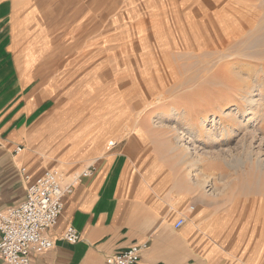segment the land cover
<instances>
[{"label":"rangeland","instance_id":"obj_1","mask_svg":"<svg viewBox=\"0 0 264 264\" xmlns=\"http://www.w3.org/2000/svg\"><path fill=\"white\" fill-rule=\"evenodd\" d=\"M2 1L11 22L0 38L12 44L18 69L30 70V86L56 90L54 131L73 115L105 113L103 125L98 116L74 128L87 135L60 148L62 160L93 157L86 166L94 164L92 140L101 129L103 151L133 130L146 135L153 167L168 168L165 147L184 135L208 160L194 168L183 158L169 168V180L195 182L194 195L211 193L219 206L230 204L235 222L237 215L248 222L252 241L264 231V169L247 155L264 159V0ZM238 111L245 116L233 122ZM229 122L235 131L227 135ZM22 143L29 152H47ZM169 157L180 158L173 151ZM58 165L53 160L46 168Z\"/></svg>","mask_w":264,"mask_h":264},{"label":"crops","instance_id":"obj_2","mask_svg":"<svg viewBox=\"0 0 264 264\" xmlns=\"http://www.w3.org/2000/svg\"><path fill=\"white\" fill-rule=\"evenodd\" d=\"M10 22V6L2 1L0 30ZM11 47L9 40L0 38V210L25 199L28 182L20 171L23 166L37 177L49 161L56 160L62 185L71 175H80L74 191L64 198L58 224L47 231L54 246L32 251L30 264H108L110 255L143 243L147 247L138 264H264V231L255 232L252 241L243 215H237V229L230 204L219 206L216 198L205 200L202 193L194 195L197 189L177 186L180 177L169 180V167L154 168L153 157L148 158L146 151V135L131 130L103 151L106 132L101 129L92 140L97 145L91 153L98 155L94 164L86 166L93 157L82 162L73 159L76 155L62 160L60 148L69 149L87 135L83 128H74L98 116L103 125L105 113L96 115V109H91L92 115L85 117L89 121L82 114L73 115L54 131L56 90L30 86V70L18 69ZM27 141L38 149L47 148L48 153L29 152L22 143ZM18 145L24 150L16 154ZM89 167L92 173L85 175ZM180 218L185 224L176 227ZM70 225L80 233L77 243L63 238ZM0 264H8L1 253Z\"/></svg>","mask_w":264,"mask_h":264},{"label":"built area","instance_id":"obj_3","mask_svg":"<svg viewBox=\"0 0 264 264\" xmlns=\"http://www.w3.org/2000/svg\"><path fill=\"white\" fill-rule=\"evenodd\" d=\"M114 146V142H109ZM24 150L22 145L14 148L16 154ZM93 167L84 174L90 175ZM28 182L25 199L17 206L0 210V253L8 264H30L32 251L49 249L54 241L48 236L49 228L58 224L64 210V198L74 191L80 175H74L65 185L61 182V171L47 168L39 176L32 177L27 167L20 169ZM185 224L180 218L176 227ZM63 238L69 243L80 240L79 231L72 225L68 226ZM147 243L134 244L122 252L110 255L108 264H138L140 254Z\"/></svg>","mask_w":264,"mask_h":264},{"label":"bare ground","instance_id":"obj_4","mask_svg":"<svg viewBox=\"0 0 264 264\" xmlns=\"http://www.w3.org/2000/svg\"><path fill=\"white\" fill-rule=\"evenodd\" d=\"M114 53V52H113ZM247 94H250V92H247ZM166 97V96H165ZM244 99L246 100V102L248 103H253V99L251 97H249V95H246L244 96ZM157 100V99H156ZM157 102V101H156ZM159 102V101H158ZM221 112H225L223 109ZM240 111L237 112V114H235V116H233V122L235 120H238V118H242L245 116V112H240V115L238 116V113ZM226 114V113H225ZM228 115V114H227ZM234 115V114H233ZM243 115V116H242ZM255 115V113H253V116ZM223 116V115H222ZM252 116V117H253ZM252 117H250L249 119H247V123H250L252 121ZM246 120V119H245ZM230 123L234 125V123L232 122H229V127H224L222 130L225 134L229 135V134H232L235 130L232 129L230 126ZM161 125V124H160ZM237 125H239V123H237ZM155 127V126H154ZM158 127V126H156ZM163 127V126H162ZM202 127V126H201ZM215 127H217V123L215 124ZM203 129L200 130V134L203 135L205 133V127H202ZM184 136V135H183ZM183 136H180L179 134L176 135V139L177 141L172 144V146L169 148V144L167 145L166 148V153H164V156H163V161L168 165H169V168H174V167H178L180 164H181V161H184L187 160L189 161L190 163V166L196 168L199 164H201L203 161L205 160H208L207 158H205V156L202 154V153H199V150H198V147H194L191 144L190 140H186L183 138ZM255 136V134H254ZM213 139V138H212ZM255 137L252 138V142H251V145L249 146L250 148L252 147L253 145V141H254ZM192 140V139H191ZM263 140V139H262ZM261 140V141H262ZM114 142V141H113ZM216 143V142H215ZM109 144V143H108ZM168 148H169V151H173L175 153V157L177 156H180V158H177V159H174V158H170L169 157V151H168ZM202 149V148H201ZM252 149V148H251ZM219 154L215 155V156H220L222 154H220V152H218ZM247 155L249 156L248 157V161L249 162H252V164H254V166L258 167V168H261V169H264V159L261 157V156H257L256 158L253 156V153L251 150H248L247 151ZM184 158V159H183ZM213 162V161H212ZM231 161H228V163H230ZM237 167V166H236ZM188 175V174H187ZM186 175V177H188ZM198 180V179H197ZM177 181V184L180 183L179 185L177 186H183L186 184V179L184 180L183 178L182 179H179V180H176ZM185 182V183H184ZM188 182V181H187ZM190 183V182H188ZM191 184V183H190ZM192 188L196 189V186H198L197 183L193 182V184H191ZM187 187H190L189 185H187ZM202 198L203 199H211V198H215L216 196L215 195H211V193H202Z\"/></svg>","mask_w":264,"mask_h":264}]
</instances>
